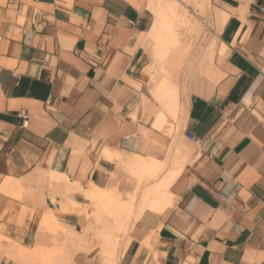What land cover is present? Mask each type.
Here are the masks:
<instances>
[{"label":"crops","instance_id":"0c3cea01","mask_svg":"<svg viewBox=\"0 0 264 264\" xmlns=\"http://www.w3.org/2000/svg\"><path fill=\"white\" fill-rule=\"evenodd\" d=\"M204 1L221 78L166 109L151 85L147 0H0V264L54 247L63 236L40 229L51 213L82 238L62 264H104L86 206L105 202L87 190L129 202L135 156L157 161V181L180 173L163 212L135 194L116 264H264V0ZM6 179L19 192L1 190Z\"/></svg>","mask_w":264,"mask_h":264},{"label":"rangeland","instance_id":"374dc122","mask_svg":"<svg viewBox=\"0 0 264 264\" xmlns=\"http://www.w3.org/2000/svg\"><path fill=\"white\" fill-rule=\"evenodd\" d=\"M156 1L157 0H147V6L152 8L155 13L153 31L155 44L149 42L150 39L147 33L146 49L150 56V67H153V77H151L153 83H151V85L153 87L155 85V98L163 106L161 102L163 98L172 96V92H168L167 85L165 86V90L163 89L159 95L156 91L157 82L164 76L167 78L168 82H170L171 87L178 91L180 102H183L195 93L207 92L212 87V83L205 74L206 70L204 68L205 61L211 53V44H215L216 51L218 49V36L216 33L215 15L212 8L207 10V5L204 0H202L200 4H196L194 0H179L180 3L186 5L190 18L194 21L196 20L195 27H189L178 18L169 21L163 18L161 19V16L158 14L161 13L160 3ZM152 16L154 22V15L152 14ZM188 27L191 29L188 30ZM153 50L155 62L152 58ZM169 108L172 109L171 107ZM168 159L170 158H167V161ZM123 172L131 178L128 182L133 187V189L127 191V195L123 197V199L127 201L137 193L138 196L141 194L142 199L148 188L152 187L151 185L153 183L155 184L160 180L157 181V171L154 174L146 173L142 175L139 173V175H134L123 167ZM6 189H2L1 187L3 191L15 190L19 192L17 188L14 189L10 187ZM96 199L103 200L105 202V207H99L97 211H94L91 203L86 206L87 213L89 211V214L86 215L89 221L87 225L89 228H87L86 231L92 232L90 234V246L99 250L103 257L104 264H116L119 249L124 244V236L127 234V229H129L128 223L130 219L132 218L133 220L137 214L134 212L131 216V213H133L132 211L126 220L124 209L120 207L121 205L115 208L110 200L105 197ZM111 206L113 208H111ZM142 210H144V207ZM41 228L49 230L50 232L48 233L63 237L57 239L52 248H47L38 244L37 248L33 250L27 249L21 254L22 262H25L24 264H62V258L73 257L77 251L84 249L80 243V241H82L80 235L77 236L75 232H70L68 236L65 235L67 231L62 227L60 222L58 226H53L49 215H45L42 218L40 222V229ZM107 234L108 236H106ZM130 239L131 237L128 243ZM119 241L120 247L118 248Z\"/></svg>","mask_w":264,"mask_h":264},{"label":"bare ground","instance_id":"6f19581e","mask_svg":"<svg viewBox=\"0 0 264 264\" xmlns=\"http://www.w3.org/2000/svg\"><path fill=\"white\" fill-rule=\"evenodd\" d=\"M156 2L160 3L161 13H158V14L161 16V19L163 18V19L169 21V20H173V19L178 18L184 24H187L189 27H195V21L196 20L194 21L192 18H190V16L188 15V10L186 8V5H183L182 3H180L176 0H157ZM209 6L211 7L210 4H209ZM208 9H209V7H208ZM189 27H188V30L191 29V28L189 29ZM161 34H163V33H161ZM210 48H211V53L205 61V68H204L206 70L205 74L210 79V81L218 82V80L221 77H220V75H218L219 73L217 71V68L214 65L215 44L212 43ZM166 85L168 86V92H172L171 93L172 96H168L166 98H163V100L161 102L166 109L169 107L177 109L179 107V104H180L179 93H178V91L173 89V87H171L170 82H168V80L165 76L157 82L156 91L159 95V93L163 89L165 90ZM177 122H178V120H177ZM179 153L181 154V152H179ZM176 165H178V162L176 163ZM132 166H133V168L138 170L140 172V174H142V175H144L146 173L154 174L157 171L155 169H156V167H158V163H157V161L152 160V166H151V165H149V163L147 162V160L145 158H143L141 156H135L132 159ZM179 173H180V167L178 165L177 167L172 168L164 177H162L158 182H156L154 185H152V187L148 188L147 192L142 197L143 207L149 208L151 210H156L157 212L158 211L163 212L165 209H167L171 205L170 200H171L172 194L170 191V187L173 184V182L175 181V179L177 178ZM10 187H12L14 189L17 188L13 180L6 179L2 185V189H6V188H10ZM14 192H16V191L14 190ZM87 194H88V196H90L93 199H96L99 197H105L106 199H108L105 190L98 188L94 185H91L90 189L87 190ZM137 199L138 198H136V195H134L133 198L129 202L121 204L120 207L122 209H124L125 219L128 218L129 214L133 211V209L135 207V202ZM111 208H113V207L111 206ZM39 215H40V213H39ZM54 215H55L54 213L49 214L50 217H53ZM106 236H108V234Z\"/></svg>","mask_w":264,"mask_h":264},{"label":"built area","instance_id":"2783aa9c","mask_svg":"<svg viewBox=\"0 0 264 264\" xmlns=\"http://www.w3.org/2000/svg\"><path fill=\"white\" fill-rule=\"evenodd\" d=\"M25 120H27V115H23V114H20ZM27 123V121H25V124ZM188 139L190 141H192L193 143L195 144H198L200 142V140L193 134H188L187 135Z\"/></svg>","mask_w":264,"mask_h":264}]
</instances>
